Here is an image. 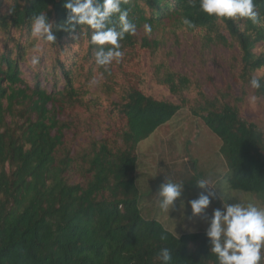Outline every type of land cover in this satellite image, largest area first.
<instances>
[{
    "label": "trees",
    "instance_id": "trees-1",
    "mask_svg": "<svg viewBox=\"0 0 264 264\" xmlns=\"http://www.w3.org/2000/svg\"><path fill=\"white\" fill-rule=\"evenodd\" d=\"M63 4L11 0L1 12L0 0V264H160L163 247L173 250L172 264H217L206 231L176 237L144 217L136 150L187 110L220 140L229 189L264 205V133L238 111L253 78L262 85L252 88L254 96L264 104V0H254L260 24L209 16L200 0H122L136 31L120 41L119 62L106 66L95 63L93 30L61 28ZM41 12L56 41L43 42L28 83L20 65L35 46L32 17ZM109 26L119 30L118 23ZM179 33L198 40L201 54L231 53L237 96L231 83L217 88L208 79V97L201 82L166 61L156 66V77L171 99L147 92L143 58L157 56L170 37L179 46Z\"/></svg>",
    "mask_w": 264,
    "mask_h": 264
},
{
    "label": "rangeland",
    "instance_id": "rangeland-1",
    "mask_svg": "<svg viewBox=\"0 0 264 264\" xmlns=\"http://www.w3.org/2000/svg\"><path fill=\"white\" fill-rule=\"evenodd\" d=\"M1 1L3 2L1 12H4L11 0ZM225 36L227 37L226 34ZM178 37L179 46H176L175 39L170 37L157 56L143 58L145 88L149 94L171 99L166 90L159 86L156 77V66L162 61H166L171 70L193 81L201 82L208 97L213 93L208 79L217 88L223 87L226 83L232 84L228 69L231 53L223 48H211L209 52L201 54L198 40H193L191 35L184 33H179ZM31 39H34L35 46L29 50L25 61L20 65L23 78L28 83L32 82L33 73L38 68V65L32 66L31 59L38 56L43 45V41L33 35ZM4 44L3 36L0 34V53L4 50ZM8 46L11 48L12 44ZM168 53H171V56L166 60L165 56ZM239 89L238 85L232 84L234 96L239 94ZM253 97H255L253 90L248 87L247 98L238 106L239 115L264 133V104L261 99L255 97L253 100ZM220 146V140L201 120L192 117L187 110H181L166 125L142 141L136 150L135 174L140 208L144 217L160 221L178 237L185 233L206 231L212 211L216 208L222 209L225 203L241 202L246 205L251 202L264 208V205L250 194L229 189L223 178L227 170L219 153ZM164 177L185 183L182 196L169 216L159 209L158 197L155 195V190L163 182ZM199 179L209 181V190H215L217 198L212 200L203 213L193 216L188 202L198 198L203 191L194 184ZM261 255V264H264V248Z\"/></svg>",
    "mask_w": 264,
    "mask_h": 264
},
{
    "label": "clouds",
    "instance_id": "clouds-1",
    "mask_svg": "<svg viewBox=\"0 0 264 264\" xmlns=\"http://www.w3.org/2000/svg\"><path fill=\"white\" fill-rule=\"evenodd\" d=\"M122 0H64L66 20L62 29L74 31L77 26L87 25L92 31L91 43L97 46L94 52L95 63L106 66L114 60L119 62L124 53L120 50V41L125 34H134L136 25L128 19L127 10L121 8ZM254 0H200V9L209 16L218 18H247L253 24H260L259 13L255 10ZM117 19L114 21L113 17ZM118 23L119 30L115 25ZM184 25L193 27L190 20L184 19ZM150 31V26H146ZM31 34L47 43L56 41L53 23L46 12L32 17ZM105 45H110L105 49ZM40 57L33 56L32 66L39 64ZM250 87L260 89L261 83L253 78ZM255 100V97H253ZM195 186L201 190L198 198L190 200L188 205L193 216L200 215L207 209L213 199L215 190H209V181L199 179ZM185 183L164 177L155 195L158 197L159 209L169 216L181 198ZM206 238L210 243V252L216 257L217 264H261V250L264 248V208L255 203H225L222 209L212 211L206 229ZM161 240L166 236L161 235ZM174 252L169 247L159 250L157 259L160 264H172Z\"/></svg>",
    "mask_w": 264,
    "mask_h": 264
},
{
    "label": "crops",
    "instance_id": "crops-1",
    "mask_svg": "<svg viewBox=\"0 0 264 264\" xmlns=\"http://www.w3.org/2000/svg\"><path fill=\"white\" fill-rule=\"evenodd\" d=\"M158 222H160V221H158Z\"/></svg>",
    "mask_w": 264,
    "mask_h": 264
}]
</instances>
